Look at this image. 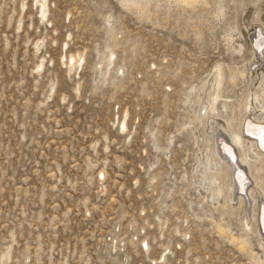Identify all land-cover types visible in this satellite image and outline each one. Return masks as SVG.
Here are the masks:
<instances>
[{
  "label": "rangeland",
  "instance_id": "rangeland-1",
  "mask_svg": "<svg viewBox=\"0 0 264 264\" xmlns=\"http://www.w3.org/2000/svg\"><path fill=\"white\" fill-rule=\"evenodd\" d=\"M162 1L0 0V264H256L201 211L264 262L242 211L193 188L188 125L214 67L220 99L246 93L229 75L256 74L264 0Z\"/></svg>",
  "mask_w": 264,
  "mask_h": 264
},
{
  "label": "bare ground",
  "instance_id": "bare-ground-1",
  "mask_svg": "<svg viewBox=\"0 0 264 264\" xmlns=\"http://www.w3.org/2000/svg\"><path fill=\"white\" fill-rule=\"evenodd\" d=\"M119 1L127 9L136 8L139 11H147L149 5H154L156 8L158 0ZM168 1L179 7L184 4L192 7L197 0H163L162 2ZM201 1L210 5V1ZM223 1L216 0V5L213 4L215 16L223 13ZM164 6L166 12L171 8L165 4ZM41 7V15L44 16L47 11L46 0H41ZM251 45L252 56L255 59L251 61V64L258 66L256 74L253 75L255 72L252 69L241 68L229 75V80L232 82L243 83L244 79L247 80L246 93L241 98L236 99L234 104L232 100L219 98L221 78L218 67H214L209 79L197 88V92L206 91L204 97H199V101L195 99L198 93L194 95V98L191 97L192 102L193 99L198 102V107L188 125L192 132L196 128H199V132H194L195 150L198 153L195 155L196 165L191 171L190 181L193 188L201 195L202 200L214 207H219L222 214L225 209L231 214L236 210L237 212L241 210L242 223L257 234L258 244L263 246L264 69L259 67L264 62L263 28L254 27ZM112 57L113 52L110 51L105 56V62H111ZM74 62H77V59L71 55L68 64L73 65ZM99 63L101 64L102 60ZM41 66L42 64L38 65L40 68ZM259 69L261 70L258 71ZM204 98L205 101H203ZM118 128L120 131L126 129L125 118L119 122ZM203 212L201 211V214L205 218L214 221L218 234L225 235L240 250L251 252L249 253L251 259L256 264L264 263L262 258H258L259 254L251 250V244L245 234L235 235L226 225L215 221L209 213ZM142 244V248H148L145 240Z\"/></svg>",
  "mask_w": 264,
  "mask_h": 264
}]
</instances>
